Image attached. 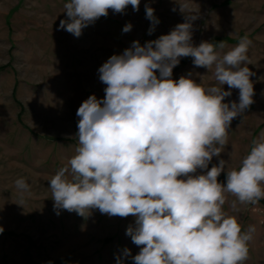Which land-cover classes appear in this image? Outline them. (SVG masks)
Masks as SVG:
<instances>
[{
    "label": "clouds",
    "instance_id": "1",
    "mask_svg": "<svg viewBox=\"0 0 264 264\" xmlns=\"http://www.w3.org/2000/svg\"><path fill=\"white\" fill-rule=\"evenodd\" d=\"M141 0H68L62 30L79 38L82 30L109 10L134 12ZM184 22L168 34L137 40L122 54L111 55L98 69L104 97L90 95L79 106L75 154L49 179L54 210L88 216L93 210L109 217L134 218L126 236L139 252L124 248L116 264H245L255 225L246 230L224 211L226 194L241 205L264 199V133L252 143L237 168L219 158L228 144L232 121L254 103L255 75L248 64L252 41L247 36L223 52L225 44L193 43L200 19L195 0H173ZM151 35L159 24L155 9L145 4ZM126 23L122 31H131ZM212 70L215 84L205 86L192 73L173 79L182 58ZM228 86L225 91L223 86ZM239 90L237 101L224 102ZM230 160H231V153ZM224 173L225 182L218 177ZM23 206L31 186L18 178ZM3 228H0V233Z\"/></svg>",
    "mask_w": 264,
    "mask_h": 264
},
{
    "label": "rangeland",
    "instance_id": "2",
    "mask_svg": "<svg viewBox=\"0 0 264 264\" xmlns=\"http://www.w3.org/2000/svg\"><path fill=\"white\" fill-rule=\"evenodd\" d=\"M68 0H0V264H116L126 247L133 256L139 248L126 236L134 218L109 217L93 210L88 216L54 210L49 179L75 154L78 146L76 112L90 95H105L99 67L113 54H122L133 41L143 45L168 34L183 15L173 11V0H141L134 12L109 10L77 38L60 29ZM200 19L194 22L193 43L223 41L227 52L247 36L252 41L247 66L255 74L254 103L235 118L228 144L219 158L237 168L253 141L264 133V0H195ZM145 4L159 19L149 35ZM126 23L131 31H122ZM192 73L205 86L215 84L212 70L195 67L191 57L173 69V79ZM228 91V86H223ZM224 102L237 101L239 90ZM231 153V160L230 154ZM25 178L31 196L23 206L15 181ZM225 182L224 173L218 177ZM236 198L226 194L224 211L236 216L246 230L255 225L245 264H264V199L231 207ZM125 264H132L126 259Z\"/></svg>",
    "mask_w": 264,
    "mask_h": 264
},
{
    "label": "trees",
    "instance_id": "3",
    "mask_svg": "<svg viewBox=\"0 0 264 264\" xmlns=\"http://www.w3.org/2000/svg\"><path fill=\"white\" fill-rule=\"evenodd\" d=\"M218 42H219V40L217 39V40L214 41V44H217ZM224 176H225V174H224Z\"/></svg>",
    "mask_w": 264,
    "mask_h": 264
}]
</instances>
